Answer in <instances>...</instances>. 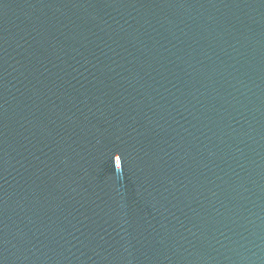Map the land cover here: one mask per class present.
I'll return each mask as SVG.
<instances>
[{"label": "water", "instance_id": "1", "mask_svg": "<svg viewBox=\"0 0 264 264\" xmlns=\"http://www.w3.org/2000/svg\"><path fill=\"white\" fill-rule=\"evenodd\" d=\"M264 62V0H0V120L146 75Z\"/></svg>", "mask_w": 264, "mask_h": 264}]
</instances>
